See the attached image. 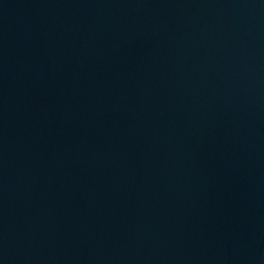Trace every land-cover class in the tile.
I'll list each match as a JSON object with an SVG mask.
<instances>
[{
  "label": "water",
  "instance_id": "95a60500",
  "mask_svg": "<svg viewBox=\"0 0 264 264\" xmlns=\"http://www.w3.org/2000/svg\"><path fill=\"white\" fill-rule=\"evenodd\" d=\"M0 264H264V0H0Z\"/></svg>",
  "mask_w": 264,
  "mask_h": 264
}]
</instances>
